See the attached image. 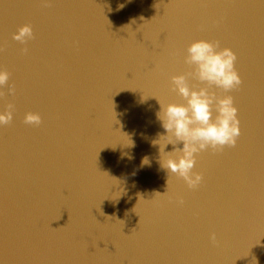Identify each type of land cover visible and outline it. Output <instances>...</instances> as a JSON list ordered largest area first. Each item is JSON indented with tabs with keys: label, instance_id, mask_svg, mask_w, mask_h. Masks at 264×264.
<instances>
[{
	"label": "clouds",
	"instance_id": "clouds-1",
	"mask_svg": "<svg viewBox=\"0 0 264 264\" xmlns=\"http://www.w3.org/2000/svg\"><path fill=\"white\" fill-rule=\"evenodd\" d=\"M50 3L51 0H41L42 6L47 7ZM12 39L21 45L34 40L31 24L18 27ZM4 51L5 46L0 45V53ZM21 52L26 54L28 48L23 47ZM236 61V53L229 47H221L218 40L192 41L183 55V63L188 70L170 77V90L182 102L165 104L158 101L160 110L156 117L166 133L153 142L160 146V166L167 171L168 177L175 174L189 189H197L203 183V174L194 171L200 153L209 150L214 154L222 153L226 148L237 146L241 135L240 120L234 97L228 94L239 90L243 84L235 66ZM10 76L6 68H0V100L16 93L15 85L9 83ZM14 111L13 103L5 104L4 111L0 112V127L11 124ZM23 123L39 127L43 121L38 112L29 111L25 113ZM161 139L166 140L163 148L159 143ZM168 144L173 145L171 152L164 151ZM181 144L182 147L179 146ZM142 164H148L147 157ZM166 194L167 191L163 195ZM155 195L161 194L157 192ZM176 203L183 206V197H177ZM210 240L217 243L215 233L210 235Z\"/></svg>",
	"mask_w": 264,
	"mask_h": 264
}]
</instances>
